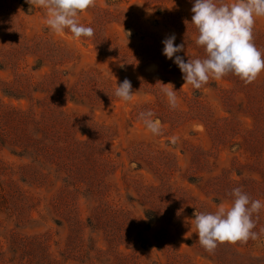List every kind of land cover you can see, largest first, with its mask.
Instances as JSON below:
<instances>
[{
    "label": "rangeland",
    "instance_id": "rangeland-1",
    "mask_svg": "<svg viewBox=\"0 0 264 264\" xmlns=\"http://www.w3.org/2000/svg\"><path fill=\"white\" fill-rule=\"evenodd\" d=\"M193 3L96 0L78 16L94 37L76 38L51 31L46 9L0 0V264H264V209L258 239L213 253L191 222L230 207L235 187L264 202V71L197 90L163 55L175 35L206 57ZM253 38L264 54V17ZM125 79L130 102L115 96Z\"/></svg>",
    "mask_w": 264,
    "mask_h": 264
},
{
    "label": "clouds",
    "instance_id": "clouds-1",
    "mask_svg": "<svg viewBox=\"0 0 264 264\" xmlns=\"http://www.w3.org/2000/svg\"><path fill=\"white\" fill-rule=\"evenodd\" d=\"M26 2L30 5L29 11L37 7L47 10L46 23L51 31L60 34L67 29L76 38L94 37V29L82 25L78 16L90 7H95L96 0ZM191 12V24L198 31L195 43L205 50L206 57L190 58L184 43L176 45L175 35L163 41V55L169 60L174 59L178 65L185 81L184 87L191 85L199 90L210 79L218 81L229 74L240 78L245 84L253 83L264 71V54L256 47L253 38L256 18L264 17V0H234L231 4L217 3V0H194ZM184 23L188 25L189 21L185 20ZM181 52L188 56L187 62L183 56L178 55ZM157 85H162L161 91L167 97L170 107L176 108L177 91L174 86L160 81ZM136 94L128 79L115 89V96L125 102L132 101ZM153 115L151 111L141 112L140 118L148 130L158 134L160 122L153 121ZM229 195L232 197L230 207L226 208L221 202L214 213L198 210L193 213L194 219L191 222L196 229L198 242L209 253L226 242L246 244L250 239L259 238L260 233L253 231L256 227L253 214L258 216L261 209H264V202L252 199L241 187L233 188ZM261 232L264 233V229Z\"/></svg>",
    "mask_w": 264,
    "mask_h": 264
}]
</instances>
